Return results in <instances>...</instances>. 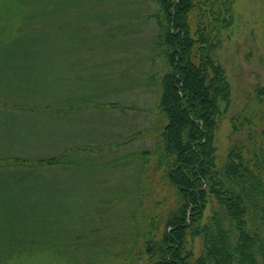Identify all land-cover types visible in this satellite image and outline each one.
Masks as SVG:
<instances>
[{"label":"trees","instance_id":"obj_1","mask_svg":"<svg viewBox=\"0 0 264 264\" xmlns=\"http://www.w3.org/2000/svg\"><path fill=\"white\" fill-rule=\"evenodd\" d=\"M39 1L44 0H0V264L47 250L66 261L72 248L58 240L64 234L57 223L46 224L47 219L57 222V214L51 213L57 207V190L51 182L56 183L55 171L75 166L67 157L70 151L42 158L10 155L2 147L12 140L9 134L24 142L31 132L28 119L41 111L65 109L48 96L53 87L47 81L30 88L23 76L39 53L35 34L47 28V15L57 14L67 0H53L58 7L38 8L29 15L27 6ZM147 1L153 5L156 29L150 57L163 60L166 70L147 75L144 82L160 89L152 113L162 115L165 125L148 130L154 143L138 160L160 175L171 198L164 212L166 199L156 201L141 226L145 260L264 264V127L257 130L264 124V112L258 109L260 116H247L241 110L230 118L231 136L244 132L245 138L234 139L221 160L216 145L231 97L218 52L223 33L233 25L235 0ZM75 16L63 23L65 29L81 27L80 16ZM74 32L67 33L77 36ZM252 99L264 106V86L253 89ZM71 106L67 109L73 110ZM256 115L259 119L254 120ZM45 206L51 212L39 209Z\"/></svg>","mask_w":264,"mask_h":264},{"label":"rangeland","instance_id":"obj_2","mask_svg":"<svg viewBox=\"0 0 264 264\" xmlns=\"http://www.w3.org/2000/svg\"><path fill=\"white\" fill-rule=\"evenodd\" d=\"M48 6L58 7L53 0L39 1L27 6L28 14ZM152 7L147 0H67L57 14L47 15V28L35 34L39 53L23 76L30 88L47 81L53 87L48 96L65 109L41 111L28 119L33 135L29 132L21 142L9 134L12 140L2 147L10 155L42 158L70 151L67 157L75 166L55 171L56 183L51 182L57 207L39 209L57 214V222L47 219L46 224L57 223L64 234L58 240L72 248L66 261L47 250L8 264H148L141 226L156 201L166 199L164 212L171 198L160 175L138 160L154 143L148 130L165 125L162 115L151 112L160 89L144 82L147 75L166 70L163 60L150 57L156 34ZM76 14L81 27L65 29L63 23ZM232 14L233 25L223 33L218 52L231 87L216 133L219 160L234 139L245 138L244 132L231 136L230 118L241 110L247 116L264 112L252 99L253 89L264 86V0H235ZM73 31L77 36L67 33ZM83 100L87 102L81 105ZM199 244L197 240L195 251Z\"/></svg>","mask_w":264,"mask_h":264}]
</instances>
